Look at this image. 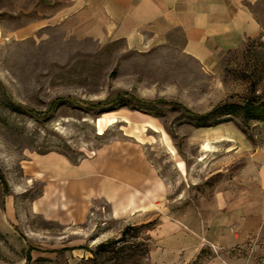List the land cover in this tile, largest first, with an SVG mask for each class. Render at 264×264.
Returning a JSON list of instances; mask_svg holds the SVG:
<instances>
[{
	"label": "rangeland",
	"instance_id": "1",
	"mask_svg": "<svg viewBox=\"0 0 264 264\" xmlns=\"http://www.w3.org/2000/svg\"><path fill=\"white\" fill-rule=\"evenodd\" d=\"M54 2L0 0V264H95L89 259L97 245L140 226L112 221L100 201L83 224L33 215L38 156L76 163L115 141L140 144L167 185L170 211L180 215L207 210L220 179L215 172L240 168L242 157L232 158L237 151L264 150V106L251 115L216 114L208 123L194 118L220 104L264 101V0L248 4L259 35L209 64L185 55L179 33L169 43L133 49L47 25L64 5ZM217 120L223 123L202 127ZM147 231L126 237L127 254L136 243L149 253ZM101 264L136 263L108 252ZM138 264H150L148 256Z\"/></svg>",
	"mask_w": 264,
	"mask_h": 264
},
{
	"label": "crops",
	"instance_id": "2",
	"mask_svg": "<svg viewBox=\"0 0 264 264\" xmlns=\"http://www.w3.org/2000/svg\"><path fill=\"white\" fill-rule=\"evenodd\" d=\"M56 1L64 5L47 25H64L97 42L123 40L133 49L169 43L170 34L179 33L185 55L200 64L260 32L248 8L254 0ZM240 150L232 156L242 157L239 169L215 172L220 179L207 210L180 215L170 211L167 185L140 144L115 141L76 163L58 154L38 156L33 179L41 182V193L31 213L83 224L100 201L112 221H155L147 231L150 264H264V150Z\"/></svg>",
	"mask_w": 264,
	"mask_h": 264
},
{
	"label": "trees",
	"instance_id": "3",
	"mask_svg": "<svg viewBox=\"0 0 264 264\" xmlns=\"http://www.w3.org/2000/svg\"><path fill=\"white\" fill-rule=\"evenodd\" d=\"M123 106H125V104H123ZM262 106H264V101H261L259 97H256V98H253V100L244 102V104L240 106L233 105V104L232 105H226V104L217 105L210 112L203 114V115L194 116V118L200 123H208V121L216 114L224 117L232 113H237V112L242 111L243 113L247 115H251L253 112L261 109ZM222 123L223 122L217 120L215 123L212 122L210 123V125H205L202 127H213V126L220 125ZM154 225H155L154 222H149V223L138 226V228H145L146 230H149L153 228ZM138 228L137 226H127L122 230L121 235L118 239L110 240L106 243H101L97 245L93 251H90L92 258H90L89 260H91V262H94L95 264H101V259L104 257V255H106L108 252H114L118 256V258L132 257L135 263L138 264L139 258L143 259V258H146V256H148V250L147 249L142 250L141 248L143 247L142 244L136 243L133 246L136 248L135 251L133 253L131 252V254H127V250L131 251L132 247L124 246V243L127 242L126 237L128 235L132 239L138 238V235H137ZM137 253H141V254L138 255Z\"/></svg>",
	"mask_w": 264,
	"mask_h": 264
},
{
	"label": "bare ground",
	"instance_id": "4",
	"mask_svg": "<svg viewBox=\"0 0 264 264\" xmlns=\"http://www.w3.org/2000/svg\"><path fill=\"white\" fill-rule=\"evenodd\" d=\"M146 128L147 129H150V130H153V131H157L154 127L150 126V125H146ZM203 150H206V149H203Z\"/></svg>",
	"mask_w": 264,
	"mask_h": 264
}]
</instances>
